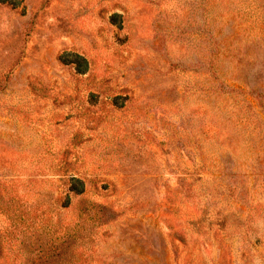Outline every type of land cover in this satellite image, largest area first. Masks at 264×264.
<instances>
[{
	"label": "rangeland",
	"instance_id": "obj_1",
	"mask_svg": "<svg viewBox=\"0 0 264 264\" xmlns=\"http://www.w3.org/2000/svg\"><path fill=\"white\" fill-rule=\"evenodd\" d=\"M0 179L85 183L66 263L264 264V0H0Z\"/></svg>",
	"mask_w": 264,
	"mask_h": 264
},
{
	"label": "trees",
	"instance_id": "obj_2",
	"mask_svg": "<svg viewBox=\"0 0 264 264\" xmlns=\"http://www.w3.org/2000/svg\"><path fill=\"white\" fill-rule=\"evenodd\" d=\"M10 182L13 181L0 179V264H70L63 261L66 252L59 255L50 253L52 250H59L55 246L59 241L61 245H65L76 238L69 233L70 228L62 223L61 209H69L71 194L81 196L85 193V183L80 179H73L66 200L59 208L49 198L43 201L39 197L31 205L24 203L18 194H14V187L9 186ZM54 204H57L56 208ZM38 242H45V246L50 249L43 247L37 251L35 246Z\"/></svg>",
	"mask_w": 264,
	"mask_h": 264
}]
</instances>
